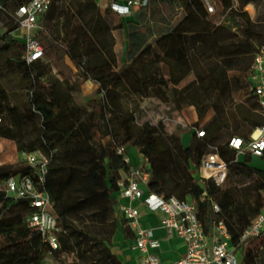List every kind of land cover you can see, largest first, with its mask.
Masks as SVG:
<instances>
[{
    "label": "trees",
    "instance_id": "obj_1",
    "mask_svg": "<svg viewBox=\"0 0 264 264\" xmlns=\"http://www.w3.org/2000/svg\"><path fill=\"white\" fill-rule=\"evenodd\" d=\"M28 1L0 0V24L6 29L0 53H10L0 65V137L13 141L19 153L39 151L46 158L43 188L52 199L59 247L48 251L40 233L25 221L34 210L29 201L7 196L3 189L8 177L31 174V167L24 161L0 164V264H46L47 253L58 257V264H122L110 246L116 229L114 192L122 172L134 166L125 160L130 146L146 159L149 192L194 201L204 230L209 232L221 218L231 244L237 245L264 208V169L251 164L249 153L240 159L228 142L234 136L247 141L252 130L264 124V115L250 86L251 64L230 71L223 60L253 59L264 45V0H217L225 12L218 25L205 22L199 0H148L125 27L109 7L100 11L95 0L75 2L73 9H65L63 0H52L40 18L42 30L35 33L43 57L26 63L23 44L8 31L16 26L14 10ZM259 3L263 11L250 16L245 6ZM60 16L58 36L54 28ZM113 28L124 33L119 63ZM194 49L200 64L211 65L180 86L192 73ZM56 55L68 58L78 76L96 86L97 96L78 103L72 87L63 91L51 75ZM3 70L17 72L24 82L25 111L11 103L1 84ZM126 94L155 98L172 110L192 106L197 114L192 127L203 135L195 133L184 146L185 129L179 126L166 134L162 122L144 120L136 130L137 105L128 108ZM210 110L213 115L199 125ZM210 151L227 167L224 182L212 196L218 211L193 174ZM251 240L241 242L238 264H252ZM63 253L72 254L73 260L61 259Z\"/></svg>",
    "mask_w": 264,
    "mask_h": 264
},
{
    "label": "built area",
    "instance_id": "obj_2",
    "mask_svg": "<svg viewBox=\"0 0 264 264\" xmlns=\"http://www.w3.org/2000/svg\"><path fill=\"white\" fill-rule=\"evenodd\" d=\"M52 0H29L14 10L16 26L8 31L9 35L23 44L21 58L26 63L35 62L43 57V47L35 37L42 30L40 18L48 9ZM104 1V0H102ZM105 7L118 15H133L146 7L148 0H109L104 1ZM209 7L210 3L205 2ZM0 4V9H1ZM0 24V38L5 32ZM250 86L257 97L261 112L264 115V45L254 54L249 73ZM1 123V118H0ZM196 135H203V130L196 129ZM229 146L238 153H249L250 156L260 157L264 153V124L252 130L249 139L231 137ZM24 162L31 167V174L12 175L4 183L3 189L7 196L14 199H26L33 211L25 216L29 227L36 229L43 244L49 252L58 249V227L51 214L52 199L43 188L44 176L47 172L46 158L39 151L23 154ZM125 160L129 161L125 156ZM147 167L134 165L128 171L122 172L123 179L115 193L127 200L117 203L116 211L130 227L134 235V248L138 250V260L142 264H163L160 257L147 250L156 246L157 241L151 236V231L142 227L138 221L139 208L133 204L139 201L150 211H160L163 216L161 223L168 236L177 235L185 244L184 256L173 264H238L236 251L242 241L257 238L264 232V208L254 217L250 225L240 236L239 243L232 245L230 234L221 218L214 220L212 228L206 232L196 215L195 202L190 199L179 200L174 196L164 197L162 194L149 192ZM193 174L203 188V196L212 201L227 175L224 160L215 151L202 155L200 166ZM214 211L218 206L212 201Z\"/></svg>",
    "mask_w": 264,
    "mask_h": 264
},
{
    "label": "rangeland",
    "instance_id": "obj_3",
    "mask_svg": "<svg viewBox=\"0 0 264 264\" xmlns=\"http://www.w3.org/2000/svg\"><path fill=\"white\" fill-rule=\"evenodd\" d=\"M83 2V0H63V5L65 9H73L75 2ZM201 4V14L205 22L209 25H218L222 22V19L225 15V12L222 9V6L217 0H199ZM209 2L210 6L207 7L205 2ZM96 5L100 11L104 9L105 5L102 1L95 0ZM245 10L254 16L256 13H261L262 5L259 3L256 7L252 4L245 6ZM62 16H60L55 21L54 35H61V25H62ZM113 37V51L115 53L117 63L121 60L124 50V33L122 29L113 28L112 30ZM198 50L194 49L190 51V62L192 65L191 77H194L197 74L205 73L206 70L210 67L211 62L200 64L197 60ZM10 53H0V65L3 66L6 59L9 58ZM66 57H60L56 55L53 59L51 75L58 81V86L64 91L68 90L69 87H72L71 90L74 100L78 103L86 101L91 96H97L95 94L96 87L90 83L89 80H83L82 77L78 76L77 68L68 61ZM66 61L69 62L66 63ZM252 62L251 58L237 57L232 59L223 60V63L230 71H239ZM56 63V64H54ZM3 76L1 79V84L9 93L10 101L12 104L19 105L20 111H25L22 107L23 104L27 102L26 91L24 88V82L17 72L5 71L3 70ZM125 105L128 108L133 109L137 105V115L136 120V130L140 127L141 123L144 120H150L152 123L158 121L164 124V131L166 134H169L173 131H176V127L179 126L181 129H185L183 132H186L190 135L187 130L188 126H193V122L190 119L189 113L191 109L187 107L180 110H172L168 104L159 103L156 100H145L139 99L131 94H126V99L124 100ZM37 119V116L35 117ZM179 121V122H177ZM183 123L185 126H182ZM196 129H194V134ZM186 135L185 140L188 141L189 136ZM1 138V137H0ZM4 139V140H3ZM190 140V138H189ZM0 164H12L17 165L20 161H24L22 153H19L16 149V145L13 141L2 138L0 139ZM248 246L251 248L253 257L252 264H264V244L263 248H260V244L249 242ZM236 254L240 260L239 252L236 251ZM61 259L66 261H72L73 255L63 253L60 256ZM46 264H58V257L47 253L45 255Z\"/></svg>",
    "mask_w": 264,
    "mask_h": 264
},
{
    "label": "crops",
    "instance_id": "obj_4",
    "mask_svg": "<svg viewBox=\"0 0 264 264\" xmlns=\"http://www.w3.org/2000/svg\"><path fill=\"white\" fill-rule=\"evenodd\" d=\"M99 1H102V0H99ZM102 11H104V9H102ZM112 14L116 22L118 21L122 22L123 27H125L127 20L134 19L136 15V14L118 15L113 12ZM249 14L250 16H252L251 13ZM68 61H66V63L69 64L70 61L69 62ZM192 78L193 77L190 78L189 76L188 78L184 79L180 83V86L184 85L186 82H188ZM90 83L93 84L91 81ZM145 100L155 101L156 99L149 97V98H146ZM156 101L159 103H162L159 100H156ZM187 109H191V112L189 113L190 119L192 120L193 123L196 122L197 114H196L195 109L192 106H188ZM212 115H213V111L212 110L208 111V113L205 115L204 119L202 120V122H200L199 125L207 121ZM181 124L182 126H185L183 123ZM186 127H188L187 130L189 131L190 135H188L186 132H182L181 142L184 146L188 145L191 139L193 138L194 129H195L188 125ZM186 135L189 136L190 140L189 138H188V141L185 140L184 137H186ZM0 144L2 145V143ZM125 155L131 164L142 165L144 167L145 166L147 167L146 159L138 152L136 147L134 146L128 147ZM238 156L241 159L243 157V153H238ZM251 164L264 169V160H261L260 157L251 156ZM263 197H264V190H263ZM125 202H127L126 199L120 197L119 194L114 192V215L116 217V229L112 237L110 251L120 260L122 264H142L138 260L139 252L137 249L134 248L133 232L131 231L130 227L127 225L126 221L123 218H121L116 211V204L125 203ZM133 204L137 206L140 210L139 217H138V221L140 225L146 229H149L151 231L152 238L157 241L156 246H149L147 250L150 252L156 253L160 257L163 264H173L174 261L183 257L185 253V244L183 240L177 235H171V236L167 235L166 229L161 223L163 214L160 211H150L146 209L139 201H134ZM252 241L259 243L260 248H263L264 233L261 236L254 238Z\"/></svg>",
    "mask_w": 264,
    "mask_h": 264
}]
</instances>
